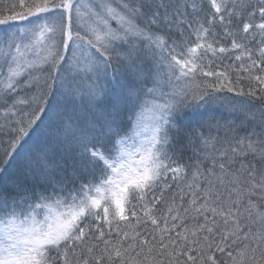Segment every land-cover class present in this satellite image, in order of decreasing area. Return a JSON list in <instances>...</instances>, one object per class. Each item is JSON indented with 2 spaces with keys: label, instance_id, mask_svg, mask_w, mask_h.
Masks as SVG:
<instances>
[{
  "label": "snow or ice",
  "instance_id": "6c2138e0",
  "mask_svg": "<svg viewBox=\"0 0 264 264\" xmlns=\"http://www.w3.org/2000/svg\"><path fill=\"white\" fill-rule=\"evenodd\" d=\"M0 264H264V0H0Z\"/></svg>",
  "mask_w": 264,
  "mask_h": 264
},
{
  "label": "trees",
  "instance_id": "16d2710c",
  "mask_svg": "<svg viewBox=\"0 0 264 264\" xmlns=\"http://www.w3.org/2000/svg\"><path fill=\"white\" fill-rule=\"evenodd\" d=\"M3 3H13V2H17V0H2ZM194 39V37H193ZM234 63L233 60L232 62H226V61H221L219 59L215 60L212 67L215 71H229L231 72L232 76L235 78L236 77V73H235V69H228V65Z\"/></svg>",
  "mask_w": 264,
  "mask_h": 264
},
{
  "label": "rangeland",
  "instance_id": "374dc122",
  "mask_svg": "<svg viewBox=\"0 0 264 264\" xmlns=\"http://www.w3.org/2000/svg\"><path fill=\"white\" fill-rule=\"evenodd\" d=\"M11 23H12V24H15V25L23 26L24 24L27 23V21H13V22H11ZM113 26H115V24H113ZM222 61H223V60H222ZM224 61H226V62H232V60L227 59V58H225ZM233 62H234V60H233ZM234 63H238V62H234ZM232 78L235 79L233 76H232ZM221 95H223V96H225V97H231V96L234 95V93H223V94H221Z\"/></svg>",
  "mask_w": 264,
  "mask_h": 264
}]
</instances>
